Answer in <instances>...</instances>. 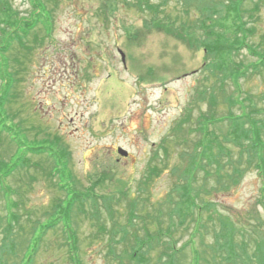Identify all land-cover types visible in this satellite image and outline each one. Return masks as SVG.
I'll return each instance as SVG.
<instances>
[{
    "label": "rangeland",
    "instance_id": "1",
    "mask_svg": "<svg viewBox=\"0 0 264 264\" xmlns=\"http://www.w3.org/2000/svg\"><path fill=\"white\" fill-rule=\"evenodd\" d=\"M27 1L13 0L16 11L23 18H37L41 13V24L32 33L33 52L28 59L25 57L23 68H18L19 83L15 89H8L13 96L6 99L7 113L15 115L8 118L5 108L6 123L12 126L26 150L48 146L54 149L70 193L87 194L79 204L70 207V225H65L63 218L49 223L55 216H52L53 203L64 197L62 205L66 206L67 196L58 189L60 178L48 177V171L35 166L4 180L11 192L19 191L9 200L20 202L21 223H26V215L30 219L35 216L33 238L38 250L34 264H72L66 241L73 239L67 238L64 228L75 231L81 264H115L107 256V236L114 229V220L119 225L126 222L127 202L137 196L139 206L152 216L159 209L167 210L166 199L187 167L185 151L193 149L199 139L195 124L198 112L209 110L210 95L218 101L217 108L210 107L214 116L227 114L226 98L233 97L237 100L231 110L233 114L243 111L239 106L242 100L244 110L251 111L264 124V64H260L257 56L264 50V1L252 17H244L246 26L254 30L246 40L247 45L257 55L249 47H242L229 60L223 58L228 60L227 64L240 61L244 68V75L239 74L236 81L227 77L224 83L215 81L210 74L207 67L211 59L205 57L203 48H191L174 35L146 28L144 18L148 15L127 7L121 0H34L35 14ZM245 6L251 3L248 1ZM119 50L124 54V63ZM9 57L24 60L17 49ZM3 71L0 97L2 88L11 79L10 71ZM199 87L206 90L207 96L198 98L190 112L192 118L175 135L174 127L189 112ZM1 98H5L3 94ZM227 128L225 122L221 127L209 124L208 140L212 141L215 132L219 134ZM261 133L264 141V130ZM164 138L166 151L160 148ZM223 144L225 149L221 152L211 143L210 152L236 159L238 146ZM118 147L126 150L127 156H121ZM12 149L15 147L11 144L8 147L5 140L0 143V150H5L7 157ZM45 154L31 155L32 162L46 165ZM149 167H157L159 174L153 175L145 190L140 182L147 177ZM242 167L238 184L229 192L202 197L215 202L213 215L219 211L243 230L249 251L258 247L255 241L262 244L264 251L263 177L252 164L243 161ZM199 179L202 183V178ZM139 189L145 191L139 193ZM6 204L0 194L1 220L7 212ZM162 218L167 226L165 213ZM202 218L200 230L204 240L210 242L214 224L213 221L205 224L206 213ZM186 221L191 230L192 216ZM99 223L105 225L100 233ZM178 232L182 233L180 228ZM96 235L100 238L96 239ZM188 235L184 229L179 244ZM196 242L200 243L198 234ZM187 256H191L190 251Z\"/></svg>",
    "mask_w": 264,
    "mask_h": 264
},
{
    "label": "trees",
    "instance_id": "2",
    "mask_svg": "<svg viewBox=\"0 0 264 264\" xmlns=\"http://www.w3.org/2000/svg\"><path fill=\"white\" fill-rule=\"evenodd\" d=\"M121 1L127 7L137 8L148 15V18H144L146 28L160 29L174 35L191 48H203L205 57L211 59L207 68L215 81L219 82L220 80L221 83H224L227 77L236 81L239 74L244 75V68L240 61L236 62L233 59L234 61L230 64L226 62L233 52L237 54L242 47H249L246 40L254 33V30L246 26L244 17H252L258 12L264 0ZM248 1L251 3L249 7L245 6ZM28 3L29 9H32V13L35 14L34 0H29ZM182 16L184 20H182ZM40 17L41 13H38L37 18L32 16L23 18L16 11L13 0H0V70L3 74V70L7 69L11 75L10 81L5 84L7 86L2 88L1 93L5 98H1L2 94L0 97V100H3L0 105V143L5 140L8 147L10 144L15 147L14 151L10 150L8 157L5 155V150H0V194L7 202L4 220L0 218V264H34L38 250V244H35L36 239L33 238L35 216L31 215L30 219L26 215L25 221L26 223L29 221V224L21 223L20 202L9 200L13 193L19 194V191L14 189L11 192L4 180L15 172L27 171L35 166L42 167L45 172L48 171V177L60 178V181L57 182L58 189L67 196V202L66 206L62 205V202L65 201L62 196L61 200H55L52 207V216H55L49 223L55 219L63 218L65 225H70L68 221L72 205L79 204L87 194L83 193L79 196L74 191L70 193L69 188L64 184L65 174L60 169L61 161L54 149L48 146L44 148L45 150L35 149V147H29L26 150L14 134L12 126L6 123L7 117L11 118L15 115V113H7L8 101L6 99L13 96L8 89H15L20 78L18 68H23L25 57L28 59V55L33 52L35 38L32 33L37 25L41 24ZM13 49L21 52L24 60L19 57L11 59L9 53ZM252 53H254L253 50ZM256 53L254 54L257 55ZM261 53H258L260 55L257 56L262 65L264 64L263 49ZM223 58L228 60L225 61ZM3 63H5L4 67L1 66ZM8 68H12V70ZM2 74L0 71V77L4 81L5 76ZM205 95L207 96L206 90L199 87L192 97L189 112L175 125V135L181 131L185 122L192 118L190 112L195 109L198 98ZM247 99L251 100V97H247ZM226 101L229 108L227 114L214 116L210 112V107L217 108L218 105L214 95L209 97V110L198 112L195 124L198 128L199 139L195 142L193 149L189 152L185 151L188 160L187 167H184L181 176L179 175V183L175 185V190L173 188V193L166 199L167 210L159 209L157 215L152 216L145 211V208L139 206L140 198L137 196L127 202L126 222L119 225L114 220V229L110 230L111 234L109 237L107 236L109 247L107 256L115 264H263L262 244L255 241L254 245L258 244V247H253L252 251H249V243L245 240L243 230L232 224L227 215L219 214V211L213 215V210L217 208L215 202L202 197V194L209 196L229 192L235 187L244 170L243 161L252 164L264 181V141L261 133L264 130V124L259 123L258 121L262 120L254 117L251 111L244 110L245 104L242 100L239 106L243 111L238 114H233L231 111L237 100L227 97ZM5 108L4 113L7 117L3 113ZM224 122L228 125L227 130L220 131L219 134L215 132L214 142H212L213 139L212 141L208 140V136L211 135L209 124L221 127ZM223 142L238 146L236 159L231 155L225 157L224 155L220 156L219 152H210L211 143L217 145V151L223 152L225 149ZM166 143L167 139L164 138L160 145L164 151H166ZM21 151H23L22 156L20 155ZM42 152L46 153L47 164L40 165L38 162H32L31 155ZM27 153L30 154V157ZM245 154H247L246 158L243 157ZM213 155L215 156L213 157ZM156 174H159L157 167H149L147 177L140 182L141 188L146 190L154 177L153 175ZM199 177L202 178V183ZM210 181H214V183H210ZM144 189L143 191L139 189L138 191H141L139 193L144 192ZM16 208L18 211H15ZM78 209L81 210V208ZM164 213L167 217V226L163 224ZM204 213L208 219L204 223L209 225L213 221V224L216 225L212 227L213 240L210 242L204 240L203 232L200 230ZM190 215L192 216L191 230L188 229L190 228L189 222L186 221ZM98 227L101 229L100 233L105 225L99 223ZM203 227L207 228L205 225ZM179 228L182 233L185 229L189 234V237L181 244H179V240L182 233L178 232ZM64 229L63 232L67 238L73 239L71 242L66 241L69 249V261L72 264H81L80 249H77V238L74 237L75 231ZM197 234L200 235L198 245ZM95 238L100 237L96 235ZM188 251L191 254L189 258Z\"/></svg>",
    "mask_w": 264,
    "mask_h": 264
},
{
    "label": "water",
    "instance_id": "3",
    "mask_svg": "<svg viewBox=\"0 0 264 264\" xmlns=\"http://www.w3.org/2000/svg\"><path fill=\"white\" fill-rule=\"evenodd\" d=\"M119 53H120V55H121V60H122V62L124 63V61H125V59H124V54H123V52H121L120 50H119ZM117 152H118L121 156H127V154H128V152H127L126 150H124L123 148H121V147H118V148H117Z\"/></svg>",
    "mask_w": 264,
    "mask_h": 264
}]
</instances>
